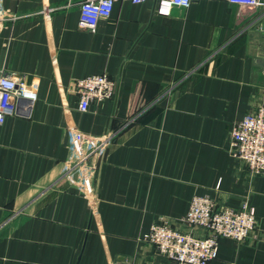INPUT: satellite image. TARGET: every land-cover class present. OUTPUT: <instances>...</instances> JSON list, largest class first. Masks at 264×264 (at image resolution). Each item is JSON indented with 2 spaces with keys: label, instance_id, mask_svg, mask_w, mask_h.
Listing matches in <instances>:
<instances>
[{
  "label": "crops",
  "instance_id": "crops-1",
  "mask_svg": "<svg viewBox=\"0 0 264 264\" xmlns=\"http://www.w3.org/2000/svg\"><path fill=\"white\" fill-rule=\"evenodd\" d=\"M83 1L0 0V71L38 93L31 117L17 101L0 125V264H171L143 237L160 217L185 229L197 195L257 216L211 264H264V175L229 151L233 124L264 107V2L163 16L158 0H123L91 31ZM97 74L114 97L83 112L76 82ZM73 127L115 137L81 164Z\"/></svg>",
  "mask_w": 264,
  "mask_h": 264
},
{
  "label": "built area",
  "instance_id": "built-area-1",
  "mask_svg": "<svg viewBox=\"0 0 264 264\" xmlns=\"http://www.w3.org/2000/svg\"><path fill=\"white\" fill-rule=\"evenodd\" d=\"M123 0H84L80 5L79 26L95 31L98 23L112 15L116 2ZM135 4L147 0H128ZM201 0H158L156 12L169 16L176 7L188 8L193 2ZM229 3L244 8L256 9L264 0H228ZM3 16H0V20ZM15 19V18H14ZM115 82L107 74H97L79 79L75 91L79 96L80 110L87 112L92 103L104 102L114 97ZM38 99L36 87L16 79L7 72L0 71V125L13 111L17 101H25L23 115L31 117L32 109ZM74 157H80L81 164L87 162L84 148L104 149L115 134L105 136L96 143L78 128L70 130ZM230 154L235 160L244 162L253 175H264V107L255 113L247 114L233 124ZM84 164V165H85ZM93 171L95 166H92ZM82 179L80 186L85 188ZM87 195L94 204V193L88 189ZM185 229H180L166 217H160L144 235L146 242L153 244L157 252L166 256L171 264H211L218 258L219 241L223 238L237 243L245 242L257 228V216L249 200L243 201L240 208L219 205L209 196H195L189 212L181 220ZM114 264H128L115 261Z\"/></svg>",
  "mask_w": 264,
  "mask_h": 264
}]
</instances>
